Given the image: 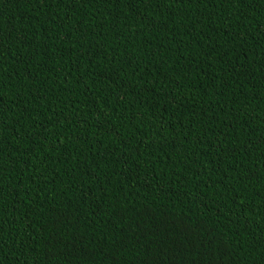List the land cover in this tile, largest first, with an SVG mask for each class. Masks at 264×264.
<instances>
[{
    "label": "trees",
    "instance_id": "trees-1",
    "mask_svg": "<svg viewBox=\"0 0 264 264\" xmlns=\"http://www.w3.org/2000/svg\"><path fill=\"white\" fill-rule=\"evenodd\" d=\"M0 264H264V0H0Z\"/></svg>",
    "mask_w": 264,
    "mask_h": 264
}]
</instances>
